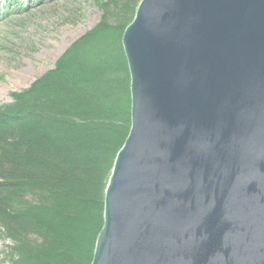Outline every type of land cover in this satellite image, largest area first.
<instances>
[{"label": "water", "instance_id": "obj_1", "mask_svg": "<svg viewBox=\"0 0 264 264\" xmlns=\"http://www.w3.org/2000/svg\"><path fill=\"white\" fill-rule=\"evenodd\" d=\"M130 127L90 264H264V0H139Z\"/></svg>", "mask_w": 264, "mask_h": 264}, {"label": "trees", "instance_id": "obj_2", "mask_svg": "<svg viewBox=\"0 0 264 264\" xmlns=\"http://www.w3.org/2000/svg\"><path fill=\"white\" fill-rule=\"evenodd\" d=\"M93 1L98 25L0 105V238L9 241L0 263L91 262L130 127L121 36L139 0Z\"/></svg>", "mask_w": 264, "mask_h": 264}, {"label": "rangeland", "instance_id": "obj_3", "mask_svg": "<svg viewBox=\"0 0 264 264\" xmlns=\"http://www.w3.org/2000/svg\"><path fill=\"white\" fill-rule=\"evenodd\" d=\"M103 16L93 0H0V105L53 69ZM8 244L0 238V260Z\"/></svg>", "mask_w": 264, "mask_h": 264}]
</instances>
